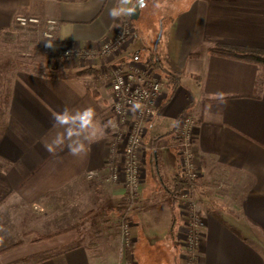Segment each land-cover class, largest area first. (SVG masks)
Here are the masks:
<instances>
[{
  "label": "crops",
  "instance_id": "1",
  "mask_svg": "<svg viewBox=\"0 0 264 264\" xmlns=\"http://www.w3.org/2000/svg\"><path fill=\"white\" fill-rule=\"evenodd\" d=\"M118 2L49 0V19L58 22L52 49H87L113 37L125 16L108 14ZM33 5V0H0V43L16 29V16ZM160 25L159 30L141 26L139 37L135 34L113 62L149 63L163 78L157 112L138 152L145 176L129 214L133 256L128 260L187 264L180 240L185 216L173 195L182 177L178 123L189 115L195 122L196 198L204 224L195 264H264V69L208 52L218 44L264 49V0H190ZM106 72L100 56L72 58L46 74L18 72L0 98V264L117 260L112 220H119L117 207L126 190L106 181L118 128L109 112L113 92ZM216 93L224 94L226 104ZM65 107L95 110L87 153L80 157L67 146L51 153L43 145L58 130L53 113ZM90 171L98 176L89 178ZM94 219L102 233L91 230ZM42 220L53 221L51 228ZM79 223L83 235L78 226L49 241L25 239L30 229L47 234ZM49 243L50 249H38ZM63 249L68 250L46 258Z\"/></svg>",
  "mask_w": 264,
  "mask_h": 264
},
{
  "label": "built area",
  "instance_id": "2",
  "mask_svg": "<svg viewBox=\"0 0 264 264\" xmlns=\"http://www.w3.org/2000/svg\"><path fill=\"white\" fill-rule=\"evenodd\" d=\"M17 24L20 28H29L42 22L38 18H26L19 16ZM45 23V22H43ZM47 40L56 36L58 24L56 20L46 21ZM135 30L130 20H124L118 27L115 35L99 42L95 47H66L60 52L51 51L53 57L88 58L100 56L106 61L107 70L111 74L113 102L109 112L117 118L118 128L115 132L110 148L111 156L108 161V177L106 181L111 185H122L126 190L125 200L128 202V210L121 218V233L126 246L132 244L130 233L129 212L135 205L136 196L145 173L142 169L138 152L142 147L146 124L153 118L159 106L162 96L163 78L153 69L151 64H141L130 61L113 65L114 60L121 55L134 37ZM139 102L143 105V111L131 110L132 105ZM195 135V122L183 115L178 123V143L176 145L179 157L182 177L186 187L179 197L185 222L181 232V244L187 253V264H195L198 251L203 241V220L197 205L196 188L198 172L195 166V155L192 144ZM95 171L88 172L89 178H95ZM126 264H135L133 259Z\"/></svg>",
  "mask_w": 264,
  "mask_h": 264
},
{
  "label": "rangeland",
  "instance_id": "3",
  "mask_svg": "<svg viewBox=\"0 0 264 264\" xmlns=\"http://www.w3.org/2000/svg\"><path fill=\"white\" fill-rule=\"evenodd\" d=\"M48 1L49 0H33L34 5L32 8H30V10L16 16L15 18L16 29L12 30L10 33L3 34L1 38V43H0V98L1 99L5 97V93L9 91L10 84L17 76L18 72L29 70L37 74H46L49 73L51 70H54V67L58 65L61 61H68L72 59V58H65L59 56H55L52 58L50 54L51 51L60 52L64 48L68 47V45L61 46V48L54 50L52 48L46 47L47 38L45 37L44 33L47 30L46 21L49 20L50 18L47 7ZM189 1L190 0H147V6L140 10L139 19L132 23L133 28L135 30L134 37L135 34L136 36L139 37V28L141 26L150 27L153 25V27H155L156 25L157 30H159V28L161 27L160 23H162L165 26V24L168 23L171 18H173L179 11H181L184 7H186ZM19 16H24L26 18H38L42 22H40L38 25H31L29 28L23 29L19 27L16 21ZM124 20H130V16L125 15L124 17H122L119 20L120 21L119 26ZM56 36L53 38V40H55ZM133 38L130 40V42H132ZM73 58H78V57H73ZM106 75L107 77L110 75V72L108 70L106 72ZM124 202H126L125 199ZM131 208L132 209L129 212L130 214L134 210V205ZM117 209H119L118 211H120L119 214L120 216H119V220L116 219L112 220L113 221L112 226L115 228L114 231L112 232L113 235L112 240H115L116 241L115 245L116 244L118 245L119 255L117 256V260H115L114 264H126L128 260V256L130 257L133 256V251L131 250L132 249L131 245L126 246L123 241L120 222L123 214L128 210V202L125 205L120 204V206H118ZM49 220L47 222L46 221L43 222L42 220L40 221V223L41 224L43 223L44 228L47 227L51 228L53 221L49 222ZM96 222H98V220L94 219V221L92 222L93 225H91V230L94 231L96 234L102 233L99 231L98 226H96L98 225ZM74 226L78 228V226H80V223ZM82 226L83 223L81 224L79 229L81 234L83 230ZM69 227H65L63 229ZM59 230L57 229L55 231H59ZM50 233L47 234H43L42 232L36 233L35 231L30 229L28 233L25 234V239L26 241L29 240L36 241L39 236L48 235ZM30 237H32V239ZM40 242H44V241H40ZM15 244L16 243L11 244L10 245L11 247L9 248H14L15 246L13 245ZM50 247H52L51 243H49L48 245H41L38 249L44 250L45 248L50 249ZM53 253L54 252L50 253L49 255H52Z\"/></svg>",
  "mask_w": 264,
  "mask_h": 264
},
{
  "label": "clouds",
  "instance_id": "4",
  "mask_svg": "<svg viewBox=\"0 0 264 264\" xmlns=\"http://www.w3.org/2000/svg\"><path fill=\"white\" fill-rule=\"evenodd\" d=\"M147 6V0H119L118 5L109 9V16L117 19L121 16H131L138 9H143ZM46 47L53 48L54 43L51 39L47 40ZM221 104H226V99L223 93H216ZM143 111V105L136 102L131 109ZM53 128L58 129L50 140H45L43 145L46 151L54 153L57 149H62L67 146L71 155L80 157L87 153L85 141L89 138L90 130L95 124V110L92 107L84 109H70L65 107L63 111L54 112L52 115ZM3 229L0 228V231Z\"/></svg>",
  "mask_w": 264,
  "mask_h": 264
},
{
  "label": "trees",
  "instance_id": "5",
  "mask_svg": "<svg viewBox=\"0 0 264 264\" xmlns=\"http://www.w3.org/2000/svg\"><path fill=\"white\" fill-rule=\"evenodd\" d=\"M58 1H70V2L81 1V2H83L86 0H58ZM131 22L133 23L134 21L131 20ZM208 52L211 55L219 56V57L226 58V59H233V60H237V61H241V62H245V63H251V64L257 65V66L264 69V49H262V48H250V47H244V46L218 44V45H215L214 47L210 48ZM203 111H204V109H203ZM177 184L178 185L176 186V192L173 195L174 199L179 198L181 195V192L186 187L185 179L183 177L179 178ZM122 204L123 205L127 204V201L123 202ZM75 228H76V226H72V227H69L66 229L51 232L48 235L39 236L36 241H47V240H50V239L55 238L57 236L63 235L67 232H70ZM22 243L23 242H18L13 246L20 245ZM9 247H11V246H9ZM67 250L68 249L60 250V251L56 252L55 254H52L51 256H47L46 258L61 254Z\"/></svg>",
  "mask_w": 264,
  "mask_h": 264
},
{
  "label": "water",
  "instance_id": "6",
  "mask_svg": "<svg viewBox=\"0 0 264 264\" xmlns=\"http://www.w3.org/2000/svg\"><path fill=\"white\" fill-rule=\"evenodd\" d=\"M140 10L141 9H138L137 12L133 13L131 16H130V19L133 20V21H136L139 19V16H140Z\"/></svg>",
  "mask_w": 264,
  "mask_h": 264
}]
</instances>
